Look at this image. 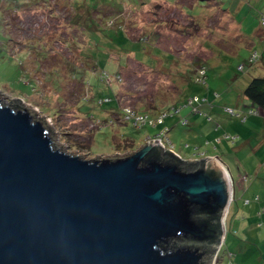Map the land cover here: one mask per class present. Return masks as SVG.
Listing matches in <instances>:
<instances>
[{
    "label": "rangeland",
    "instance_id": "374dc122",
    "mask_svg": "<svg viewBox=\"0 0 264 264\" xmlns=\"http://www.w3.org/2000/svg\"><path fill=\"white\" fill-rule=\"evenodd\" d=\"M80 3L93 15L87 11L75 14L78 8L74 6ZM261 13L264 0H0V100L29 107L50 128L56 146L88 157L131 152L146 143L147 137L161 134L167 125L172 150L181 154L187 161L185 165L194 164L188 166L190 169L196 168L197 160L219 154L226 130L221 127L219 135L207 137L202 127L203 141L198 143L194 138L199 134L189 117L194 105L188 104L189 99L198 96L210 100L200 106L202 111L198 113L215 122L214 128L220 127L222 119L215 116L227 113L225 89L234 78L251 74L239 72L238 64L264 46V38H258L259 33L264 34ZM126 37L147 40L146 50L150 52L130 47ZM151 43L158 47L149 48ZM34 47L47 53L40 65L33 61L38 56ZM121 48L123 53L119 52ZM131 48L135 52H130ZM82 57L95 58L97 68L82 64ZM196 60L208 67L206 84L193 79ZM73 67L74 74L82 68L91 69L85 71V81L72 76ZM55 69L62 77L58 89L47 77ZM104 70L113 76L118 70L121 75H107L105 80L114 83L110 85L101 79ZM90 94L94 95L92 99ZM211 101L224 112L220 107L219 111L212 110ZM180 105L181 110L175 111ZM204 105L210 108L205 111ZM123 106L151 116L146 118L147 125L139 128L134 120L120 117ZM161 106L173 114L153 125L151 114ZM109 110L116 112L112 115ZM184 115L189 124L179 123ZM233 174L237 181L244 173L238 174L236 169ZM235 189L228 219V224L234 225L241 219L238 215L242 212L236 214L243 205L238 186ZM227 235L212 264L226 263V249L234 252V260L240 254L249 264H264L256 244L248 243L255 251L244 253L233 241L234 236L239 237L237 232Z\"/></svg>",
    "mask_w": 264,
    "mask_h": 264
},
{
    "label": "water",
    "instance_id": "95a60500",
    "mask_svg": "<svg viewBox=\"0 0 264 264\" xmlns=\"http://www.w3.org/2000/svg\"><path fill=\"white\" fill-rule=\"evenodd\" d=\"M55 139L0 100V264H212L234 195L218 157L190 169L154 140L88 157Z\"/></svg>",
    "mask_w": 264,
    "mask_h": 264
},
{
    "label": "crops",
    "instance_id": "0c3cea01",
    "mask_svg": "<svg viewBox=\"0 0 264 264\" xmlns=\"http://www.w3.org/2000/svg\"><path fill=\"white\" fill-rule=\"evenodd\" d=\"M261 52L263 58L251 69V74L247 75L245 73L238 78H234L229 87L225 89L227 92V105H229V107L231 106L241 110L258 109L259 113L257 115L248 116L246 121H242L238 119V117L228 115L224 112L225 109L223 110L219 105L211 101L212 108L214 107L212 110L219 111L220 109L218 107H220L225 115L222 114L223 117L215 116L217 119H222V124L219 123L220 127L217 129L214 128L215 122L211 123L207 118L204 119L203 116L198 113L202 111L200 110V106L206 101H210L205 98L204 101H200L196 105L197 110L194 108L192 109V114H190L189 117L191 116L192 123L196 127L195 131L199 134L194 138L198 143L203 141L200 134L201 130H203L202 127L207 130V137H212L214 134L219 135L218 132L221 127L225 129L227 133L238 135L236 142L221 140L222 145L219 154H212L210 157H218L222 165L230 171V175L233 177L234 197L236 191L235 186H238L240 193L239 198L243 199L242 208L238 211V214L240 212L243 213L240 214L242 220L240 219L237 223V234L239 237L234 236L233 240L235 241V246L239 245L238 249L240 251L251 254L255 250L252 251L248 243L256 244L257 249L261 252V256L264 257V109L247 97L243 92L253 76H264V46ZM244 75H247V77H244ZM214 96L215 95H213V97ZM223 96H225V94ZM209 108L208 105L203 106L205 111ZM193 113H198V115L193 116ZM209 120H212L211 116H209ZM208 141H210V139H208ZM212 141L215 140L212 139ZM236 169L238 174L243 172L253 175V180L250 182H243L238 175L236 181L233 174V171H236ZM245 198L250 201L247 203L246 200H244ZM230 215L231 211H228L225 216L226 221L230 218ZM233 225L234 224L231 222L228 224L230 229L233 228ZM228 247H230V245L227 246V248ZM225 257L227 256L225 255ZM235 258L236 260L238 259L237 261L241 264H249L248 259L245 257L243 258L240 254Z\"/></svg>",
    "mask_w": 264,
    "mask_h": 264
},
{
    "label": "trees",
    "instance_id": "16d2710c",
    "mask_svg": "<svg viewBox=\"0 0 264 264\" xmlns=\"http://www.w3.org/2000/svg\"><path fill=\"white\" fill-rule=\"evenodd\" d=\"M139 2L141 1V0H138ZM142 2H143V0H142ZM73 7V6H72ZM74 8L76 9V8H78V11H75V14H78V13H82V12H85V11H87L88 13V15L89 14H92V10H90V8H85L84 7V5L83 4H81L80 3V5H76V6H74ZM80 9H84V11L82 10H80ZM122 11V9L120 10V12ZM118 13H119V11H118ZM122 13V12H121ZM117 14V13H116ZM93 15V14H92ZM88 17V16H87ZM113 21H112V23L114 22V20L115 19H112ZM260 20H261V24L264 26V13H261V15H260ZM120 21V20H119ZM117 22V21H116ZM116 22H115V24H116ZM120 25H121V22H118ZM115 24H113V25H115ZM109 25H111V24H109ZM112 25V26H113ZM122 26V25H121ZM123 28V27H122ZM260 35L258 36V38H264V34L263 33H259ZM127 38V40L129 41V46L131 47H133V46H136L137 47V51L138 50H144L145 52H150V49L149 50H146V46H147V40H138V41H133L132 39H130V38H128V37H126ZM67 43L69 42V41H66ZM153 44L151 43V44H149L148 45V47L149 48H151V46H152ZM153 47H158V46H154L153 45ZM36 50H35V54H37L38 56H37V60L35 59V60H33V61H37L38 62V64L40 65V61H41V59H43V58H46L47 57V53H43L42 51H39L38 50V47H34ZM135 52V49H133V48H131V50H130V52ZM119 52H121V53H123V50H122V48H121V50L119 49ZM128 52V51H127ZM79 54H81V51H80V53ZM83 58V60H82V64L84 63L85 65L86 64H88V68H91V69H96L97 68V60L94 58V59H91V58H87V57H82ZM263 58V55H262V52L260 51V50H258V49H255V50H253L249 55H248V57H247V59H246V61L245 62H243V63H239L238 64V67H237V70L239 71V72H251V69L254 67V65H256L261 59ZM114 60H116V58L114 59ZM124 62H125V59H124ZM119 63V62H118ZM115 64H117V63H115ZM120 64V63H119ZM192 65V64H191ZM84 65H82V67H83ZM155 66V65H154ZM77 67V66H76ZM76 67H73V70H71V73H72V76H74V77H76V78H82L84 81H85V77L84 76H87L86 74H84L85 73V71H87V70H91V69H85V71H84V69L82 68L81 69V71H80V73H77V74H74L73 73V71L74 70H76ZM193 67H194V70L192 71L193 73H194V77H193V79L196 81V82H198V83H202V84H206L207 83V81H208V67L206 66V64H205V62L204 61H202V60H196V62H194V64H193ZM200 69H204L205 70V73H204V75L202 76V80H200V79H198V77L201 75L200 74V72H199V70ZM58 71H57V69H55V71L54 72H51V74L50 73H48L47 74V77L50 79V80H52V82L54 83V85H55V87L58 89V88H60L61 87V79H62V77L57 73ZM104 73L101 75V79H102V81L103 82H105L106 80H105V77L107 76V75H109V76H111L112 75V73H108V72H106V70H104L103 71ZM113 74H115L114 76L112 75V77L113 78H115V77H117L116 75H118V76H120L121 75V72H118V70H116V72H114ZM77 75V76H76ZM188 77L189 76H187V79H188ZM106 82H108V81H106ZM86 83V82H85ZM110 85H112V84H114V83H110V82H108ZM109 85V86H110ZM244 94L247 96V97H249L250 99H252L255 103H257V104H259L260 105V107H263V109H264V76H253L250 80H249V82H248V84L246 85V87L244 88ZM99 93H100V91H99ZM117 94V93H116ZM89 96V98H93L94 97V95H92V94H90V95H88ZM219 96V95H218ZM85 98H88V97H85ZM117 98V97H116ZM200 98V97H199ZM106 99H108V100H110V97H106ZM201 99V98H200ZM119 100V99H118ZM202 101H204L203 99H201ZM199 102H194V103H192V105H194V106H196L197 104H198ZM186 104H187V102H186ZM166 106V105H165ZM165 106H161L160 108L159 107H157L156 109V111H158L156 114H151V115H153V118H151L152 120H155L154 122V124L153 125H157V124H161V123H163L164 122V119H165V116H167L168 114L169 115H171V114H173V112L172 111H170L169 112V109L167 110V109H165ZM225 107H228V106H225ZM225 107H224V109H225ZM234 108V107H233ZM115 109H116V107H115ZM121 109H123V110H121V111H123V112H119V114H120V117H121V115L123 116V118L125 119V117H124V114H125V108H124V106L123 107H121ZM237 112H240L241 114L240 115H237V114H231V113H229V112H227L226 110V112L228 113V114H230V116H232V117H238L239 119H241L242 121H246V119L248 118V116H250V115H252L251 113H249V111H250V109H248V110H241V109H238V108H234ZM80 110H81V108H80ZM181 110V105L179 106V107H177L176 109H175V111H177V112H179ZM252 110V109H251ZM256 110H258V109H256ZM83 111V110H82ZM138 111V110H137ZM107 112H109L110 114H112L113 115V112L115 113L116 112V110L114 111V110H109V111H107ZM139 112V111H138ZM140 113H142L141 111H140ZM165 113V115H164V117H163V120H162V122H158L157 120V118L160 116V115H162V114H164ZM143 114V113H142ZM149 114V115H150ZM255 114V113H254ZM258 114V113H257ZM52 115V114H51ZM244 115H246V118H243V116ZM115 117V116H114ZM151 116H149V118H150ZM116 118V117H115ZM183 119H187V123H184L183 122ZM127 120V119H126ZM179 123L180 124H189V120H188V118L186 117V116H180V118H179ZM144 125H147V124H135V126H137V127H139V128H141L142 126H144ZM166 127H167V132H166V137H167V139H169V137H168V132L170 131V128L167 126V125H165ZM224 138H226L225 140H227V141H231V142H236L237 141V139H238V135H233V134H230V133H225V135L223 136ZM148 138V137H147ZM221 138H219V140H220ZM129 140V139H128ZM170 140V139H169ZM223 140V139H222ZM167 141V140H166ZM145 142V141H144ZM172 143V142H171ZM140 146V145H139ZM170 147V148H169ZM149 154H152V155H154L155 154V156L160 160V161H162V162H164V163H173V164H177V165H184V163L185 162H187V161H184L183 159H182V157H180L181 155H179V153L178 152H176L175 150H172V146H168L167 148H166V150L165 149H163L161 146H160V144H157V145H155L154 147H153V150L149 153ZM202 162L204 161V159H202L201 160ZM200 161H196V164L198 165V163H199ZM188 166H191V167H193L194 166V164H192V162H188ZM195 164V165H196ZM196 165V166H197ZM244 181H248V182H250V181H252L253 180V175H250V174H248V173H244L243 174V176L241 177ZM236 187V186H235ZM257 199H258V197H257ZM233 201V200H232ZM250 200H247V203L249 202ZM231 208V207H230ZM229 208V209H230ZM260 213V212H259ZM238 214V213H237ZM241 214H243V213H241ZM240 218H241V216L240 215H238ZM243 218V217H242ZM236 220H237V218H236ZM220 221H221V219H220V216H215L214 217V219H213V221H211L210 222V228L211 229H215V228H217V226H219V224H220ZM234 221V220H233ZM240 221V219L239 220H237V223ZM235 223V222H234ZM237 223H235L236 225H233V228L232 229H230V227L228 226V220L226 221L225 220V232H224V235H223V237H222V239L221 240H219V243H220V247H224V245H225V234H226V236L228 237V233H231V232H237L238 233V224ZM235 226H237V227H235ZM224 240V241H223ZM223 242H224V245H223ZM227 250V254L229 255V258L227 259V261H226V263L225 264H241V263H239L237 260H234V258H233V256H234V252L233 251H230V250H228V249H226ZM227 256V255H226Z\"/></svg>",
    "mask_w": 264,
    "mask_h": 264
},
{
    "label": "built area",
    "instance_id": "2783aa9c",
    "mask_svg": "<svg viewBox=\"0 0 264 264\" xmlns=\"http://www.w3.org/2000/svg\"><path fill=\"white\" fill-rule=\"evenodd\" d=\"M199 72H200V76L198 77V79H200V80H202V76L204 75V73H205V70L204 69H200L199 70ZM205 99V98H204ZM203 99V100H204ZM200 101H202L198 96H195V98L193 99V98H191V99H189V102H188V104H192V103H194V102H200ZM195 110H197V108H196V106H194L193 107ZM126 110H125V114H124V117H125V119H127V120H134V123L137 125V124H146V122H147V117H148V119H150L149 118V116L147 115H143L142 113H140V112H138L137 110H134V109H128V108H125ZM225 110L227 111V112H229V113H231V114H237V115H240L241 113L240 112H237L233 107H225ZM199 111V110H198ZM249 113H251V114H257V113H259V111L258 110H256V109H250V111H249ZM164 115H165V113L164 114H162V115H160L157 119V121L158 122H162V120H163V117H164ZM243 118H246V115H244L243 116ZM183 122L184 123H187V119H183ZM150 123H152V121H150ZM154 124V123H153ZM166 132H167V127H165L164 128V130L161 132V134H158V135H156L155 137H148V141H150V140H154V141H156L157 142V144H160L161 146H163V147H165V148H167L169 145L171 146L172 145V143L171 142H169L170 140L169 139H167V137H166ZM168 141V143H167V141ZM170 148V147H169Z\"/></svg>",
    "mask_w": 264,
    "mask_h": 264
},
{
    "label": "clouds",
    "instance_id": "9594fccd",
    "mask_svg": "<svg viewBox=\"0 0 264 264\" xmlns=\"http://www.w3.org/2000/svg\"><path fill=\"white\" fill-rule=\"evenodd\" d=\"M233 199H234V195H233ZM218 248H220V243H219V246H218Z\"/></svg>",
    "mask_w": 264,
    "mask_h": 264
},
{
    "label": "flooded vegetation",
    "instance_id": "af4514ba",
    "mask_svg": "<svg viewBox=\"0 0 264 264\" xmlns=\"http://www.w3.org/2000/svg\"><path fill=\"white\" fill-rule=\"evenodd\" d=\"M216 247H217V246H216ZM214 248H215V246H214ZM216 249H218V251H219L220 248L217 247ZM218 253H219V252H218Z\"/></svg>",
    "mask_w": 264,
    "mask_h": 264
}]
</instances>
